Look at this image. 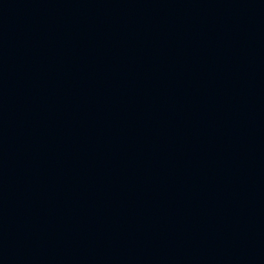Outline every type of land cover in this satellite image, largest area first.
Wrapping results in <instances>:
<instances>
[{
    "label": "water",
    "instance_id": "water-1",
    "mask_svg": "<svg viewBox=\"0 0 264 264\" xmlns=\"http://www.w3.org/2000/svg\"><path fill=\"white\" fill-rule=\"evenodd\" d=\"M0 264H264V0H0Z\"/></svg>",
    "mask_w": 264,
    "mask_h": 264
}]
</instances>
